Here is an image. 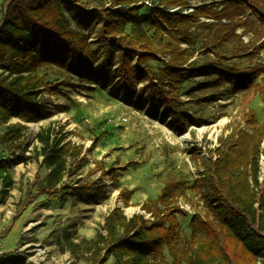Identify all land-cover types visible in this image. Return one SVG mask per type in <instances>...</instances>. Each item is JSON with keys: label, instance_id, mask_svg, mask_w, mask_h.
Instances as JSON below:
<instances>
[{"label": "rangeland", "instance_id": "1", "mask_svg": "<svg viewBox=\"0 0 264 264\" xmlns=\"http://www.w3.org/2000/svg\"><path fill=\"white\" fill-rule=\"evenodd\" d=\"M112 1L68 0L82 12L109 8ZM143 1L146 7L138 17L149 15L151 0ZM223 1L209 0L208 3L221 6ZM2 3L0 0V17ZM188 3L190 7L182 10L184 14L202 0H188ZM64 14L71 28L81 31L68 12ZM243 17L254 23L247 33L236 30L241 41L229 39L217 43L211 40L207 30L193 26L191 40L180 43V49L193 57L182 64V69L188 71L176 74L165 71L171 58L164 48L171 40L169 34L155 36L153 29L142 27L139 33L155 46L156 59L148 61L146 66L156 76L153 80L156 87L146 90L145 86H149L146 80L138 84L131 97L112 89L119 79L114 74L119 51L111 43L101 41L103 19L99 14L83 32L95 54L90 75L57 66L38 70L47 88L40 91L38 98L47 108L45 119L33 123L11 120L25 125L23 136L11 148L0 145V160L6 162L14 181L0 205V264H90L82 258V252L72 253L68 242L94 239L97 231L102 230L105 217L115 207L132 218L148 214L140 209L141 205L160 197L164 202H172L170 207L176 212L179 224L172 249L182 255L184 242L204 238L203 224L214 218L215 204L208 200L210 191L201 184L202 173L210 163L209 156L216 159L212 151L219 147L218 141L235 142V132L239 130V136L251 138L252 147L256 144L259 158L264 155V28L248 7H244ZM200 19L202 23L212 22ZM118 26L124 42L130 40L133 24L118 23ZM226 71H233L243 80H254V86L237 92L224 75ZM162 72L167 79L162 78ZM159 93H165L172 101L169 107L159 103L155 110L150 106V98ZM250 115L258 123L259 133L248 125ZM49 125L61 127L66 140L82 146L88 159L75 176L66 178V183L71 185L77 178L84 182L102 180L106 185L104 200L86 204L78 196L40 193L38 185L45 180L47 170L40 167L33 154L40 148L37 133ZM4 132L1 128L0 135ZM245 147L250 148L247 144ZM96 162H102V168L94 171ZM102 171L111 175L102 176ZM36 175L40 178L36 187L29 188ZM121 191L127 207L119 195ZM158 207L162 208L161 203ZM129 209L134 212L128 213ZM25 210L28 213L21 225L24 232L17 241L6 239L11 224ZM49 243L55 246L51 250L46 249ZM164 255L165 263H171L166 247ZM104 264H114V261L110 258Z\"/></svg>", "mask_w": 264, "mask_h": 264}, {"label": "trees", "instance_id": "2", "mask_svg": "<svg viewBox=\"0 0 264 264\" xmlns=\"http://www.w3.org/2000/svg\"><path fill=\"white\" fill-rule=\"evenodd\" d=\"M208 1L202 0L193 11L184 14L182 10L190 7L188 0H151L149 15L138 17L146 7L143 0H113L109 8L98 12H82L68 0H3L0 17V129L5 132L0 135V145L11 148L23 136L26 129L23 123L45 119L47 108L38 98L40 91H47V88L37 74L39 69L57 66L67 67L78 74H91L95 54L83 32L89 29L98 14L103 19L101 41L111 43L119 51L118 66L114 70L119 79L112 89L127 97H131L138 84L146 80H149L146 90L156 87L153 82L156 76L146 66L148 61L156 59L155 46L139 33L142 27L153 29L155 36L169 34L171 40L164 48L171 58L165 71L171 74L188 71L182 69V64L193 56L187 50H181L180 43L191 40L193 26L207 30L211 40L217 43L229 39L241 41L236 30L243 29L247 33L254 23L243 17L244 7H248L264 28V0H225L221 6H213ZM64 11L81 31L75 32L71 28ZM200 18L212 22L202 23ZM118 23L122 26L133 24L132 36L127 42H124ZM221 35L228 39L224 40ZM224 75L232 81L237 92L254 86V80H243L233 71H226ZM161 76L167 79L164 72ZM150 100V106L155 110L159 103L169 107L172 101L165 93L152 94ZM13 119L23 123H11ZM247 123L259 133L260 127L252 115L248 116ZM235 133L237 140L233 143L218 141L219 147L212 151L216 159L209 156L210 163L202 173L201 184L210 191L208 200L215 204L214 218L203 224V239L184 242L182 255L172 249V241L178 238L176 212L170 207L172 202H164L162 197L140 207L153 216V221L147 220L144 214L127 218L120 208L115 207L105 217L103 228L97 231L94 239L68 242L70 251L82 252V258L90 264H104L110 258L114 264H264V195L258 179L259 151L256 144L251 146V138L239 136V130ZM65 136L61 127L56 129L52 125L36 135L40 148L34 150L33 158L47 170L45 180L38 185L40 193L78 196L86 204L99 203L106 198V185L102 180L84 182L77 178L71 185L66 183V178L75 176L88 159L83 147L67 141ZM245 144L250 148L246 149ZM101 168L102 162L94 164V171ZM105 174L111 175L104 171L100 175ZM39 179L36 175L29 188L36 187ZM0 185L1 203L14 186L6 162L1 160ZM119 195L127 207L122 191ZM159 203L162 208L158 207ZM165 247L172 258L171 263H165Z\"/></svg>", "mask_w": 264, "mask_h": 264}, {"label": "crops", "instance_id": "3", "mask_svg": "<svg viewBox=\"0 0 264 264\" xmlns=\"http://www.w3.org/2000/svg\"><path fill=\"white\" fill-rule=\"evenodd\" d=\"M3 202H4V199L1 201L0 205H2ZM32 202H34V201H32ZM5 203H7V202L5 201ZM27 213H28V210L23 211V213H21L18 216V218L15 220V222L11 224L10 231H9L6 239H11V241H17L18 237L20 236V233L22 234L24 232V228L21 227V225L23 224V221H24ZM4 218L5 217H2L1 220L4 221ZM58 227L60 228V226H58ZM88 239L92 240L93 238H88ZM54 247L55 246H51V243H49L48 246H46V249L51 250Z\"/></svg>", "mask_w": 264, "mask_h": 264}, {"label": "built area", "instance_id": "4", "mask_svg": "<svg viewBox=\"0 0 264 264\" xmlns=\"http://www.w3.org/2000/svg\"><path fill=\"white\" fill-rule=\"evenodd\" d=\"M192 10H189L188 12H191ZM187 14V13H186ZM259 185L260 188L262 189V195H264V155H260L259 158ZM258 203L255 204V207L257 208ZM147 220L150 222L153 221V216L151 214H145L144 215Z\"/></svg>", "mask_w": 264, "mask_h": 264}, {"label": "bare ground", "instance_id": "5", "mask_svg": "<svg viewBox=\"0 0 264 264\" xmlns=\"http://www.w3.org/2000/svg\"><path fill=\"white\" fill-rule=\"evenodd\" d=\"M132 212H134L133 209H129V210H128V213H132Z\"/></svg>", "mask_w": 264, "mask_h": 264}]
</instances>
